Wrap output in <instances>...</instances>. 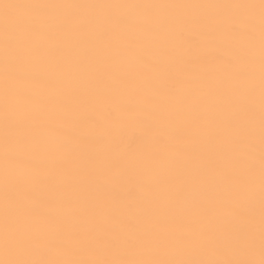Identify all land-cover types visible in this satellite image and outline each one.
Here are the masks:
<instances>
[{
  "label": "snow or ice",
  "instance_id": "obj_1",
  "mask_svg": "<svg viewBox=\"0 0 264 264\" xmlns=\"http://www.w3.org/2000/svg\"><path fill=\"white\" fill-rule=\"evenodd\" d=\"M0 264H264V0H0Z\"/></svg>",
  "mask_w": 264,
  "mask_h": 264
}]
</instances>
